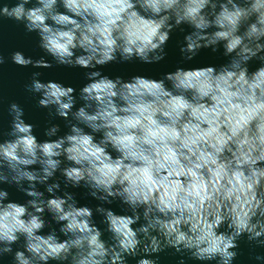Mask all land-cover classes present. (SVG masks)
Wrapping results in <instances>:
<instances>
[{
  "label": "clouds",
  "instance_id": "clouds-1",
  "mask_svg": "<svg viewBox=\"0 0 264 264\" xmlns=\"http://www.w3.org/2000/svg\"><path fill=\"white\" fill-rule=\"evenodd\" d=\"M0 22L35 34L0 70L45 110L0 95V261L264 264V0H0ZM176 32L168 70H106L167 62Z\"/></svg>",
  "mask_w": 264,
  "mask_h": 264
},
{
  "label": "water",
  "instance_id": "water-1",
  "mask_svg": "<svg viewBox=\"0 0 264 264\" xmlns=\"http://www.w3.org/2000/svg\"><path fill=\"white\" fill-rule=\"evenodd\" d=\"M180 38V34L178 32L174 33L172 39H170L168 44L169 56L167 58V62H161L159 65H139V64H131V65H109L106 66V70H119L124 69L129 72H135L140 70H151V71H166L169 66L173 64L178 59V54L175 48L176 39ZM36 37L35 34L24 35L22 26H14L11 22H0V48L3 47H23L25 48L29 54L39 55V49L35 47ZM28 70L15 69L14 67H10L7 71L0 70V95L5 92L14 95L15 98H18L22 103L26 106L27 113L32 117L33 120L41 121L44 117L45 110L43 109H35L33 107L34 101L26 100L24 93L19 88L18 85L13 86L11 81H23ZM50 71L52 76L55 78L63 79L65 82L78 84L81 80V71L79 69H53L46 70ZM6 129V121L3 116V109L0 106V133H2ZM11 198L20 199L21 201L24 199L22 194L12 192ZM86 201L81 200V203H85ZM92 203H95L93 201ZM243 247V246H242ZM247 249H244V257L246 258ZM163 264H174L175 257H168L164 254H161ZM10 260V257H5L3 261H0V264H6V261Z\"/></svg>",
  "mask_w": 264,
  "mask_h": 264
}]
</instances>
